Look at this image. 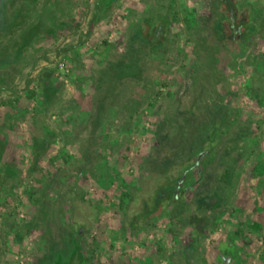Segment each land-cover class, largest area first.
I'll return each mask as SVG.
<instances>
[{
  "label": "rangeland",
  "instance_id": "obj_1",
  "mask_svg": "<svg viewBox=\"0 0 264 264\" xmlns=\"http://www.w3.org/2000/svg\"><path fill=\"white\" fill-rule=\"evenodd\" d=\"M236 2L247 50L217 0H0V264H221L231 238L264 264V0Z\"/></svg>",
  "mask_w": 264,
  "mask_h": 264
},
{
  "label": "flooded vegetation",
  "instance_id": "obj_2",
  "mask_svg": "<svg viewBox=\"0 0 264 264\" xmlns=\"http://www.w3.org/2000/svg\"><path fill=\"white\" fill-rule=\"evenodd\" d=\"M217 7L220 10L218 14L217 32L221 41L239 44L244 50L251 47L253 40L256 38V30L250 24L246 14L240 15L238 13L236 0H217ZM204 147L203 144L201 147L202 152L197 157L196 165H199V160L203 159L207 154ZM192 178L193 173L189 168H186L179 177L174 180H168V182L158 190L152 207H150L148 203H144L142 212L137 216V221L141 222L142 220H148V217L151 218L154 213L160 210L169 196L178 199L180 194H185L191 187ZM233 241L234 240L231 238L226 248L220 246L219 248L215 247L213 249L216 262L221 264H235L236 260L240 257V253L238 252V247L233 244ZM75 263L76 262L72 261L67 264Z\"/></svg>",
  "mask_w": 264,
  "mask_h": 264
}]
</instances>
